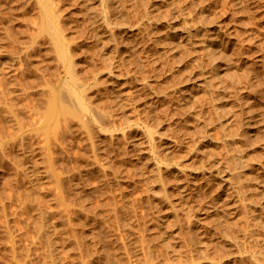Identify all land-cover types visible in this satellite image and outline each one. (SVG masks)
I'll return each mask as SVG.
<instances>
[{"label":"rangeland","instance_id":"obj_1","mask_svg":"<svg viewBox=\"0 0 264 264\" xmlns=\"http://www.w3.org/2000/svg\"><path fill=\"white\" fill-rule=\"evenodd\" d=\"M133 1L0 0V264H264V0Z\"/></svg>","mask_w":264,"mask_h":264},{"label":"bare ground","instance_id":"obj_2","mask_svg":"<svg viewBox=\"0 0 264 264\" xmlns=\"http://www.w3.org/2000/svg\"><path fill=\"white\" fill-rule=\"evenodd\" d=\"M114 1H115V0H114ZM131 1H132V0H131ZM134 1H135V0H134ZM134 1H133V3H137V2H134ZM137 1H138V0H137ZM140 1H141V0H140ZM143 1H144V0H142V3H144ZM138 2H139V1H138ZM118 3H119V2H118ZM139 3H140V2H139ZM137 4H138V3H137ZM119 6H120V5H119ZM122 6H123V5H122ZM122 6H121V7H122ZM129 6H130V5H129ZM141 6H142V4H141ZM131 7H132V6H131ZM105 8H106V7H105ZM114 8H115V7H114ZM114 8H113V9H114ZM118 8H120V7H118ZM134 8H135V7H134ZM144 8H145V6H144ZM113 9H112V10H113ZM127 9H128V8H127ZM110 10H111V9H110ZM125 10H126V9H125ZM128 10H129V9H128ZM146 11H147V10H146ZM135 12H136V11H135ZM147 12H149V11H147ZM147 12H146V13H147ZM147 15L149 16V15H151V13L149 12V14H147ZM147 18H148V17H147ZM125 19H127V18H125ZM125 19H124V20H125ZM120 20H121V19H120ZM122 23H123V22H122ZM125 23H126V22H125ZM152 23H153V22H152ZM152 23H151V24H152ZM131 24H132V23H131ZM133 25H134V24H133ZM133 25H132V26H133ZM153 25H154V24H153ZM153 25H152V26H153ZM130 26H131V25H130ZM152 26H151V27H152ZM104 27H106V26H104ZM104 27H103V28H104ZM108 27H109V25H108ZM110 27H111V26H110ZM124 27H125V26H124ZM155 27H156V26H155ZM106 28H107V27H106ZM153 28H154V27H153ZM110 29H113V28L111 27ZM127 29H128V28H127ZM156 29H157V28H156ZM105 30H107V29H104V31H105ZM146 30H147V29H146ZM179 30H180V29H179ZM104 31L102 30V32H104ZM107 31H108V30H107ZM110 31H112V30H110ZM188 31H189V30H188ZM188 31H187V32L184 31V32H185V33H188ZM218 31H219V30H218L217 27L211 29V32H210V35H209V38H208V44H209V46H210V48H208V49H209V54H210L214 59H217L218 56H219V57H222V58H220V59L225 60V58H224V57H225V56H224L225 54L223 53L224 55L222 56V54H221L222 51H220V49L218 48V47L220 46V45H219V42H220V41L218 40L220 34H219ZM154 32H155V31H154ZM174 32H175V31H174ZM99 33H100V32H99ZM192 33H193V32H192ZM192 33H190V34H192ZM104 34H105V33H104ZM156 34H158V32H157ZM174 34H175V33H174ZM176 34H177V33H176ZM178 34H179V33H178ZM190 34H189V35H190ZM99 36H100V35H99ZM156 36H157V35H156ZM103 37H104V36H103ZM190 37H191V36H190ZM205 37H207V36H205ZM100 38H101V37H100ZM205 40H206V39H205ZM101 41H102V39H101ZM103 41H104V40H103ZM106 41H107V39H106ZM154 41H156V40H154ZM157 41H158V40H157ZM159 41H160V40H159ZM159 41H158L157 44H159ZM221 42H222V41H221ZM104 43H105V42H104ZM106 43H107V42H106ZM108 43H110V41H109ZM151 43H152V42H151ZM160 43H161V42H160ZM204 43H205V42H204ZM205 44H206V43H205ZM205 44H204V45H205ZM220 44H221V43H220ZM104 45H105V44H104ZM107 45H108V44H107ZM110 45H111V44H110ZM110 45H109V46H110ZM105 46H106V45H105ZM154 46H157V45H154ZM209 46H207V47H209ZM106 47H107V46H106ZM106 47H105V48H106ZM110 47H111V46H110ZM107 48H108V47H107ZM112 48H113V47H112ZM112 48H111V49H112ZM155 48H156V47H155ZM149 49H150V48H149ZM149 49H148V50H149ZM208 49H207V50H208ZM151 50H152V49H151ZM154 50H155V49L153 48L152 51H154ZM204 50H205V48H204ZM105 51H108V50L105 49ZM109 52H110V48H109ZM149 52H151V51H149ZM220 52H221V53H220ZM111 53H112V51H111ZM107 54H109V53H107ZM148 54H149V53H148ZM207 54H208V51H207ZM209 54H208V55H209ZM208 55H207V56H208ZM149 56H150V55H149ZM151 56H152V55H151ZM211 56H210V57H211ZM212 57H211V58H212ZM213 58H212L211 60H213ZM218 59H219V58H218ZM226 59H227V56H226ZM227 61H228V60H227ZM227 61H226V62H227ZM213 62H214V61H213ZM215 64H216V63H215ZM220 64H221V63H220ZM227 64H228V63H227ZM227 64H224V65L226 66ZM222 65H223V64H222ZM217 66H218V65H217ZM218 67H220V65H219ZM227 67H228V66H227ZM227 67H225V70H226ZM227 71H228V69H227ZM214 72H215V70H214ZM224 72H225V71H224ZM227 73H228V72H227ZM225 74H226V73H225ZM219 76H220V75H219ZM216 77H217V76H216ZM220 77H221V76H220ZM186 94H187V93H186ZM186 94H185V95H186ZM185 95H184V96H185ZM186 96H187V95H186ZM181 103H182V102H181ZM186 133H188V132H186ZM181 138H182V137H181ZM202 176H203V175H202ZM199 179H200V177H199ZM191 180H192V183H191V184H193V186L195 185L194 187L199 189V186L197 187V185H196V184H197V183H196V182H197V178H196L195 176H193V177H191ZM193 189H194V188H193ZM209 200H210V199H209ZM210 201H211V200H210ZM210 201H208V199H207V202H206V204H205V209L208 210L207 217L210 218V220H209V226L211 225V226H212V229L214 228V229H213V232H214V230H216V232H219V231L222 232V228H223V226H222V223H221L220 219H219L218 216H217V214H218L219 212H217V213H216V212H215V213L212 212L213 210H212L211 208L214 207L215 205L213 206L214 203L212 204V203H211L212 201H211V202H210ZM221 220H222V218H221ZM207 222H208V221H207ZM224 224H225V223H224ZM211 226H210V229H211ZM224 226H225V225H224ZM207 227H208V225H207ZM225 227H226V226H225ZM225 230L227 231V229H224V231H225ZM211 231H212V230H211ZM227 232H228V231H227ZM224 233H226V232H224ZM220 234H221V233H220ZM220 234H219V235H220ZM222 234H223V232H222ZM227 235H228V234H227ZM221 236H222V235H221ZM198 239H199V238H198ZM199 240H201V239H199ZM196 241H197V238H196L195 242H196ZM202 241H203V240H201V242H202ZM198 242H200V241H198ZM198 242H196V243H198ZM206 242H208V241H206ZM203 243H204V242L200 243L199 245H201V244L203 245ZM209 243H210V241H209ZM204 244H205V243H204ZM207 244H208V243H207ZM205 245H206V244H205ZM203 246H204V245H203ZM209 246H210V245H209ZM217 246H218V245H217ZM198 247H199V246H198ZM205 247H206V246H205ZM207 247H208V245H207ZM199 248H200V247H199ZM201 248H202V246H201ZM216 248H217V247H216ZM203 249H204V248H203ZM203 249H202V250L200 249L201 252L207 250V249H205V250H203ZM218 251H219V250H218ZM202 253H203V252H202ZM230 261H231V260H230ZM230 261H227V262H229V263H225V262H224L223 264H233V262L231 263Z\"/></svg>","mask_w":264,"mask_h":264}]
</instances>
